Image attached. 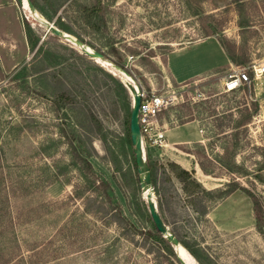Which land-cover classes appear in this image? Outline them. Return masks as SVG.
Instances as JSON below:
<instances>
[{"label":"rangeland","instance_id":"1","mask_svg":"<svg viewBox=\"0 0 264 264\" xmlns=\"http://www.w3.org/2000/svg\"><path fill=\"white\" fill-rule=\"evenodd\" d=\"M0 2V170L16 191L13 217L20 215L14 231L0 229V254L21 255L24 264H178L145 234L153 226L127 141L131 97L122 72L138 88L175 96L159 116L165 128L193 120L204 135L179 153L143 149L169 232L195 264H264V225L259 233L251 198L237 191L218 199L235 182L264 219V75L251 72L264 65V0H210L201 16L193 1L101 0L91 21L82 8L95 0H34L43 20L112 67L47 33L15 0ZM221 39L248 61H231ZM236 67L250 68V84L227 93ZM76 152L92 172L81 170ZM170 153L192 162L188 171L208 193H183L167 167Z\"/></svg>","mask_w":264,"mask_h":264},{"label":"trees","instance_id":"2","mask_svg":"<svg viewBox=\"0 0 264 264\" xmlns=\"http://www.w3.org/2000/svg\"><path fill=\"white\" fill-rule=\"evenodd\" d=\"M195 2V4L198 6L199 11L201 10V13H199L198 15H202V5H204L205 3H207L210 0H186L187 3L189 2ZM30 2L32 3L33 6H35L34 0H30ZM241 4V3H240ZM101 0H95V4L90 6V7H83L82 8V12L84 14H86V16L89 18V21H91L93 18H95L97 16V14H100L101 12ZM102 13V12H101ZM220 28L221 25H218ZM215 29H208L205 33H204V37H210L212 36L215 32ZM220 45L223 48V50L226 52L227 56L229 57V59L231 61H234L238 64H244L248 61V58L246 57L245 53H241L239 56H236V52H235V45L234 43L227 41L226 39H221L220 40ZM1 81V80H0ZM61 98H66L67 96H65L64 94L60 95ZM130 118V116H129ZM252 118V116L250 115L246 120H244L243 122H240L238 124L237 128L243 127L245 125H247L250 122V119ZM193 121V120H192ZM190 122V121H189ZM186 123V122H184ZM181 123V124H184ZM63 138H65V136H63ZM127 141L129 143V145L131 146L130 143V133H129V122H128V132H127ZM69 145L73 146V139L69 140ZM132 148V147H131ZM3 153V148L0 147V158L2 156ZM193 156H195L194 154H191ZM76 156L79 158L80 163H82L81 166V170L83 171H87V172H92V166L91 164L86 160V158L82 155V153L80 152H76ZM133 160H134V155H133ZM147 166L149 168L150 174L152 175V170L153 167L147 163ZM200 169L202 170V172H206L202 165L199 164ZM170 173L173 175V177H175L182 185V191L186 196H194L200 193H208L207 191H205L202 186L192 177V173H190L187 170L182 169L178 164L176 163H169L167 165ZM134 169H135V174H136V164L134 161ZM2 170H0V229L5 230L8 227H11V231H14V228L16 227L17 223L20 221L19 216H17V218L13 217V213L11 211V206H10V194H12V197L16 194L15 189L13 188V186L11 187V185H8L5 181V178L3 176V172H1ZM55 180H57L56 178H58V174L56 173L55 175ZM137 176V174H136ZM152 179V178H151ZM137 182H138V178H137ZM152 183H153V179H152ZM100 186V188L102 189V192L105 193V197L109 199V195H108V191L111 190L110 184L106 179H101V181L98 183ZM17 185V184H16ZM10 186V187H9ZM225 187L227 189H225L224 191H221L219 193V197L218 199H223V198H227L230 195H232L233 193L237 192V191H241L242 193L246 194L249 198H251L252 202H253V217H254V221H255V227L257 229V231L259 233H262V229H263V212L262 209L260 207V205H258L257 201L254 200L253 196L250 195V193L240 187L239 185H237V183L235 182H229L225 185ZM86 190V189H85ZM82 193H79L78 191H76V193L72 196L78 197L80 196ZM149 220L152 223V220L149 216ZM153 229L152 232L147 231L145 234L149 239H152L155 243H157L159 246L165 248L166 250H168L170 252V255H173V252L171 250V245L162 238V236L158 233V231L156 230L155 226L153 225ZM6 231V230H5ZM4 231L0 230V235L3 234ZM7 232V231H6ZM24 257H22L21 255L19 257H16V255L11 254H0V264H24L25 260L23 259Z\"/></svg>","mask_w":264,"mask_h":264},{"label":"water","instance_id":"3","mask_svg":"<svg viewBox=\"0 0 264 264\" xmlns=\"http://www.w3.org/2000/svg\"><path fill=\"white\" fill-rule=\"evenodd\" d=\"M26 1L28 9L30 12L35 13L36 10L30 0H15L18 6H23V2ZM40 25L44 26L47 30V33L50 32L55 37H59L66 41H71L75 45H77L81 52L90 57V58H98L103 61L104 56L100 52L89 51L86 46H84L79 41L72 39L69 35L61 32L58 29H55L52 25H50L47 21H43ZM116 69H118L116 67ZM126 88L130 91L131 97V111H130V118H129V133H130V143L132 147V152L134 155V161L136 164V174L138 178V186L142 193H147L145 196V203L149 213V216L152 220L153 225L155 226L158 233L165 239L173 249L174 256L178 264H187V259L183 258L180 253L181 244L179 241L169 232L168 228L164 225L158 211L157 206L154 201V196L152 193V179L149 168L146 163L144 151L142 149L141 140H140V130L138 126V109L140 105V97L134 88V86L128 82H126Z\"/></svg>","mask_w":264,"mask_h":264},{"label":"built area","instance_id":"4","mask_svg":"<svg viewBox=\"0 0 264 264\" xmlns=\"http://www.w3.org/2000/svg\"><path fill=\"white\" fill-rule=\"evenodd\" d=\"M249 67H236L224 83V91L232 92L250 84ZM254 77L264 75V65L251 69ZM140 97L138 109V126L142 149L163 148L165 125L159 120L160 114L174 104L175 96L158 94L157 91H146L143 87L136 89Z\"/></svg>","mask_w":264,"mask_h":264},{"label":"crops","instance_id":"5","mask_svg":"<svg viewBox=\"0 0 264 264\" xmlns=\"http://www.w3.org/2000/svg\"><path fill=\"white\" fill-rule=\"evenodd\" d=\"M10 2H11V0H5V3H10ZM198 68H199V66H198ZM195 70H197V69H195ZM203 72L204 71L201 70L200 72L195 73L193 75H189L186 78H181V81H178V84L182 85L185 82H187L193 78H196L198 75L202 74ZM189 73H190V70L185 71V72L184 71L178 72L179 75L176 74L175 78H179L182 74L185 76ZM200 131L201 130L199 127V123L197 121H190V122H186L184 124L178 125V126L166 127L164 129L165 140H164V146L163 147L164 148L167 147V149H170L171 151L174 150V151L179 153V147H181V146H187L193 142H197L200 144L204 140L203 132L202 131L200 132ZM186 155L189 156L190 158H192L191 155H189V154H186ZM170 156H171L170 160L172 162H175L176 164H178L184 170L188 171L192 165V162L190 160H188L184 157H181L180 155H177V153H170ZM203 183H204L203 186H206L205 181Z\"/></svg>","mask_w":264,"mask_h":264},{"label":"bare ground","instance_id":"6","mask_svg":"<svg viewBox=\"0 0 264 264\" xmlns=\"http://www.w3.org/2000/svg\"><path fill=\"white\" fill-rule=\"evenodd\" d=\"M27 8L29 14L31 15V17L36 20L39 24H41L43 21H46V20H43L39 15L38 13H32L29 11L28 9V6H27V3L26 1L23 2V6H21V8ZM26 10V11H27ZM67 35V34H66ZM73 39V37H72ZM75 40V39H74ZM71 42V41H70ZM72 43V42H71ZM74 44V43H72ZM75 45V44H74ZM87 49L91 52V50L87 47ZM81 50V49H80ZM97 62H101L103 65L107 66V67H112L110 63H108L107 61H100L99 59H96ZM120 76H122V80L124 82H128L130 84H132L134 86L135 89H137L138 87L130 80V78H128L125 74H123L122 72H120ZM119 76V77H120ZM130 93V91H129ZM131 94V93H130ZM147 195V193H144L143 194V197L145 198V196ZM180 253L182 255L183 258H186L187 259V264H195L192 257L190 256V254L187 252V250L184 248V247H180Z\"/></svg>","mask_w":264,"mask_h":264}]
</instances>
